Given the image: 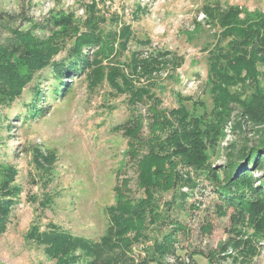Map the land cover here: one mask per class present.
Here are the masks:
<instances>
[{"label": "rangeland", "instance_id": "obj_1", "mask_svg": "<svg viewBox=\"0 0 264 264\" xmlns=\"http://www.w3.org/2000/svg\"><path fill=\"white\" fill-rule=\"evenodd\" d=\"M0 13L5 30L43 45L36 57L61 34L87 33L105 46L111 35L113 49L84 47L81 58L88 71L113 69L122 75L117 87L137 92L80 69L55 80L49 65L28 84L38 96L23 89L0 108V187L16 193L0 264H93L36 237L53 229L100 243L123 212L145 217L138 233L123 235L132 264H264V212L220 199L230 171L248 159L238 150L264 142V65L253 59L249 74L235 60L239 50L264 48V0H0ZM61 19L67 24L52 29ZM244 38L250 47H241ZM127 121L133 127L120 129ZM178 146L187 152L176 154ZM245 168L264 179V168ZM238 182L256 199L253 181Z\"/></svg>", "mask_w": 264, "mask_h": 264}, {"label": "trees", "instance_id": "obj_2", "mask_svg": "<svg viewBox=\"0 0 264 264\" xmlns=\"http://www.w3.org/2000/svg\"><path fill=\"white\" fill-rule=\"evenodd\" d=\"M95 14L99 15L100 12L96 10L94 15ZM4 17L5 15L0 13V23L4 19ZM98 21L101 22L103 21V19L99 16ZM50 22L52 21L50 20ZM66 24L67 22L64 19L54 20L52 23V29L64 26ZM258 29H262V32H264V21L263 25L262 22L260 23ZM251 32L254 33L255 31L252 30ZM251 32H249L247 35H249ZM124 33L125 32L123 31V36L120 37V43H126L129 37ZM98 36L99 38H101L100 35ZM109 36L111 38V45L105 46L100 40L96 38V36H89V34L87 33H84L81 36H74L76 37L74 40H71L68 36L61 34L58 38L53 40L54 42L50 43V50L49 45L46 47L48 51L46 54H43L40 57H38L37 55L36 57L35 54L37 53V51H39V49L43 47L40 42L31 41V38H29L25 33L17 34L15 31L12 32L9 29L5 30L0 25V108L11 107V105L21 95L23 89L29 90L30 94L32 95L35 94L36 96H38V85L36 84V86H33L30 89L28 87V84L34 80L33 78H31L34 70L37 71V69L40 70L41 68H46L49 65L52 66V73H55V80H59L60 77L64 78V76L67 74L71 76V79L75 77V73H77V70L80 69L81 71H84L85 75L88 78H94V80L97 82H102L104 80H107L108 78L109 83L113 87V89L120 91V93H127L126 90L122 87L121 89L117 87L118 79L119 81L122 79V75L120 73L118 74V72L113 69L105 71L104 68L92 69L88 71V66L85 64L83 56L81 58V54L83 53L82 48L84 47H89L90 49L94 48L95 50L101 49L104 52L107 51L110 47V49H113L112 43L114 41V37H112L111 35ZM261 39L264 43V37H262ZM70 41L72 42V44L67 47V42ZM232 45L235 46L234 43ZM240 45H242L241 47H244V45L246 47H250V43L245 40V38L240 41ZM62 51L65 53L68 52L66 55L67 58H65L66 56H64L62 58V62H58L59 64H53V62L56 61L54 60V57L58 56ZM239 52L241 54V57L239 56L235 58V60L238 64L239 61L242 62L241 68L245 72H248L250 74L253 59L260 60V62L264 65V48H261L257 45L254 48H249L247 52H245L244 50H239ZM96 55L97 52H94V57ZM32 61L34 62L33 65ZM37 61L38 63L36 64ZM12 65L17 66V70L15 69L16 72L12 70ZM142 67L143 69L146 68L144 64H142ZM152 67L153 69H155L154 65ZM13 71L15 72V74H12V76L11 72L13 73ZM245 76H247V73L245 74ZM129 89L131 92L129 91L127 94L130 97H136L137 92H133L134 90H132L131 88ZM229 103L233 104L234 102L233 100H231V102L229 101L226 104ZM130 123L131 121H127L123 126L120 127V129L126 130V128L133 127L132 125L129 126ZM178 147L179 148L176 154H185L187 152V150H184L180 146ZM237 158L238 160L241 158L248 159L244 162L243 165L236 164L233 170L230 171L231 176L228 179L226 187L220 194V199L226 204H229L235 208H239L241 212L250 210L251 213L259 215L264 212V190L262 187L255 188V186H257L256 183H258V185L262 183L263 185L264 179H253L251 171L245 168V166L252 168V171H258L264 168L263 140L258 141L256 146H253L252 148H241L240 150H238ZM239 168L241 169V171L237 173V176H239V178H237L236 180L232 179L231 177H234L235 172ZM241 177L244 178L241 179ZM249 180L253 181L249 185L251 186V192L255 195L254 197H256V199H254L253 201H249V199L245 197V192L247 193L246 187L248 185L245 184V186H241L238 182H246ZM13 190L14 188L9 189L7 186H3V188L0 187V233L4 230L3 224L8 217L10 209L15 204L13 199L15 198L16 193ZM148 196L149 199H151V195L148 194ZM128 205L129 204L127 203H123V206L121 207H127ZM142 216L143 214L141 213L140 217L142 219L145 218L144 216ZM140 217H135V215L132 213L131 215H128L125 212L113 216L111 228L107 234L108 238L104 239L106 241L100 243L92 242L86 238L71 237L69 234L61 233L58 232V230L56 231L53 229L50 230L51 234L46 236H37L36 238L39 239L44 237L45 240L43 244L46 246H50L52 250L54 248H58L60 251L66 252H68L69 250H79L82 254L84 253L85 255H87L92 260L91 262L93 264H129V262L130 264H132L129 258V254L125 250L127 249L130 240L124 238L123 235L129 230H133L138 233V230L143 226L141 225L142 219ZM174 227L176 230H183L179 228L178 225ZM173 235V231L170 232V234L166 236L164 242L167 243L170 239L173 238ZM155 253L162 254L163 252L158 250Z\"/></svg>", "mask_w": 264, "mask_h": 264}]
</instances>
